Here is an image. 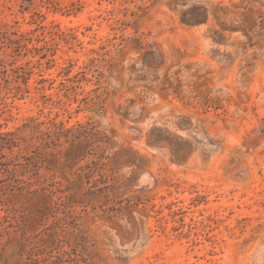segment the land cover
Instances as JSON below:
<instances>
[{
  "label": "rangeland",
  "instance_id": "rangeland-1",
  "mask_svg": "<svg viewBox=\"0 0 264 264\" xmlns=\"http://www.w3.org/2000/svg\"><path fill=\"white\" fill-rule=\"evenodd\" d=\"M0 264H264V0H0Z\"/></svg>",
  "mask_w": 264,
  "mask_h": 264
},
{
  "label": "trees",
  "instance_id": "trees-1",
  "mask_svg": "<svg viewBox=\"0 0 264 264\" xmlns=\"http://www.w3.org/2000/svg\"><path fill=\"white\" fill-rule=\"evenodd\" d=\"M202 15H204V14H197L195 16H187V15H185L184 18H183V21L186 22V23H189V24L200 23L204 19Z\"/></svg>",
  "mask_w": 264,
  "mask_h": 264
}]
</instances>
